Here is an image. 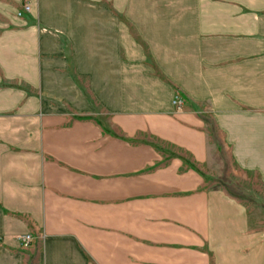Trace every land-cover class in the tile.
<instances>
[{"label": "crops", "instance_id": "crops-1", "mask_svg": "<svg viewBox=\"0 0 264 264\" xmlns=\"http://www.w3.org/2000/svg\"><path fill=\"white\" fill-rule=\"evenodd\" d=\"M216 154L264 188V0H0V264H264Z\"/></svg>", "mask_w": 264, "mask_h": 264}, {"label": "rangeland", "instance_id": "rangeland-1", "mask_svg": "<svg viewBox=\"0 0 264 264\" xmlns=\"http://www.w3.org/2000/svg\"><path fill=\"white\" fill-rule=\"evenodd\" d=\"M179 107L181 106L179 105ZM102 121H99L98 127L103 128L113 136L116 130L109 119L105 117ZM140 141L146 145L157 147L159 151L166 152L167 150L166 145H161L148 137H142ZM212 142H214V139ZM184 157L187 160L189 159L185 155ZM203 169L201 174L205 177V189L226 187L236 192L251 208H254L258 212L259 217L264 213V188L261 186L257 175L239 169L229 154H216L211 156V161Z\"/></svg>", "mask_w": 264, "mask_h": 264}, {"label": "built area", "instance_id": "built-area-1", "mask_svg": "<svg viewBox=\"0 0 264 264\" xmlns=\"http://www.w3.org/2000/svg\"><path fill=\"white\" fill-rule=\"evenodd\" d=\"M31 11V3L29 1H26L23 4L22 10L18 13L20 16L23 14V12H30ZM176 104H179V100H175ZM18 240L21 242V244L28 246L33 242V237L30 234H23L18 236Z\"/></svg>", "mask_w": 264, "mask_h": 264}]
</instances>
